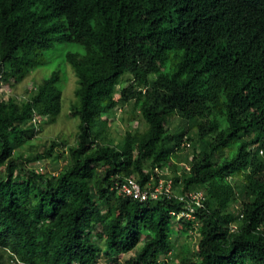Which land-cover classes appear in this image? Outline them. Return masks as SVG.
<instances>
[{
	"label": "trees",
	"instance_id": "1",
	"mask_svg": "<svg viewBox=\"0 0 264 264\" xmlns=\"http://www.w3.org/2000/svg\"><path fill=\"white\" fill-rule=\"evenodd\" d=\"M57 41L83 48L65 53L77 144L16 154L35 115L58 117L60 70L24 100L0 99V264H173L187 230L196 249L178 264H264V0H0L1 78L22 82ZM119 104L146 129L113 145L102 117ZM61 149L69 163L57 174L30 167ZM168 168L173 194L206 196L195 228L170 214L183 202L111 188L168 179L158 173Z\"/></svg>",
	"mask_w": 264,
	"mask_h": 264
},
{
	"label": "rangeland",
	"instance_id": "2",
	"mask_svg": "<svg viewBox=\"0 0 264 264\" xmlns=\"http://www.w3.org/2000/svg\"><path fill=\"white\" fill-rule=\"evenodd\" d=\"M67 51L83 53V48L77 44H62L57 41L46 51V57L49 59V63L33 72L22 82H14L12 79L5 80L0 77V99L15 98L21 101L29 97L41 77H48L54 70H60L62 73L66 74V81L62 85L61 110L58 117L54 122H49L46 118H41L40 122L36 119V124H34L36 135L33 139L26 141L20 149L18 148L16 154L22 153L24 157H26L29 154L40 152L43 148H47L52 140L63 142L68 146H75L77 144L76 135L78 132L79 119L72 115V104L76 101L75 89L77 87V79L71 66L65 62V53ZM102 118L106 121V126L104 127L105 134L113 145L120 144L127 130H138L139 132H143L146 129V123L137 112H132L131 105L119 104L103 115ZM178 123V117H173L171 119L170 128H174ZM178 154H180V156L192 155L188 147ZM57 155L58 158L56 159L50 158L41 160L35 164H31L32 166L30 165V167L35 165V167L44 168V170L51 174H57L69 163L67 153H63V149H61ZM174 165L181 167L182 163L174 159ZM160 172L163 173V177H169L173 180L174 174H172L170 168L162 169ZM179 172H181L180 169L177 174ZM241 181L242 178L240 177L235 179L237 183ZM177 228L180 227L177 226ZM197 238L198 236L194 237L189 230L185 233H175V238H173L175 250L169 253L166 259H168L169 262L173 261V264H178L177 257L184 250L185 246H188L192 251L196 249ZM187 255H189V253H186V256ZM125 257L127 258V256ZM125 257L122 256L121 260L124 261L126 259Z\"/></svg>",
	"mask_w": 264,
	"mask_h": 264
},
{
	"label": "built area",
	"instance_id": "3",
	"mask_svg": "<svg viewBox=\"0 0 264 264\" xmlns=\"http://www.w3.org/2000/svg\"><path fill=\"white\" fill-rule=\"evenodd\" d=\"M40 122L41 118L35 115L32 119V123L35 120ZM188 146V144H187ZM37 170L41 171L42 167H35ZM158 172V170H156ZM160 175V171L158 172ZM156 182V183H155ZM173 180L171 178L164 179L159 178L154 181V176H150L148 182L144 185L140 184L139 180L133 177H123L118 178L114 181L112 189L115 191L117 196L127 197L135 201L145 202L148 200H158L161 198L171 199L174 198L179 202L185 204L184 209L180 212H170V214L175 217L176 220L185 219L186 221L192 222V227L195 228L197 225L196 213L197 210L203 207L206 196L202 191L189 192L188 194H173L172 191ZM194 237H197V232L192 231Z\"/></svg>",
	"mask_w": 264,
	"mask_h": 264
}]
</instances>
